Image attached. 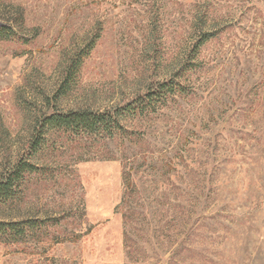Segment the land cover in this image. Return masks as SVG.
I'll return each instance as SVG.
<instances>
[{
    "label": "rangeland",
    "instance_id": "rangeland-1",
    "mask_svg": "<svg viewBox=\"0 0 264 264\" xmlns=\"http://www.w3.org/2000/svg\"><path fill=\"white\" fill-rule=\"evenodd\" d=\"M86 110L120 130H41ZM18 163L0 264H264V0H0V180Z\"/></svg>",
    "mask_w": 264,
    "mask_h": 264
},
{
    "label": "trees",
    "instance_id": "trees-1",
    "mask_svg": "<svg viewBox=\"0 0 264 264\" xmlns=\"http://www.w3.org/2000/svg\"><path fill=\"white\" fill-rule=\"evenodd\" d=\"M175 87V85L170 83H163L154 85V87L149 91L148 97L144 98L142 101L139 99L134 101L131 104L124 106L122 109H119L122 116L129 115L133 113L139 112V109H142L144 105H150L152 100H155L157 96L164 94L167 89H171ZM110 114L109 112L102 114H93L90 111H71L68 114H58L52 113L49 116L44 115L42 121L40 123L41 130L46 128V130L51 129H64L67 132L74 133H87V132H97V131H118L121 128L119 121V113ZM42 134L37 135L33 140H30L28 150L35 151L38 150L39 144L41 143ZM25 171V166L21 163L17 164L14 173L16 177L12 174L13 171L9 172L7 175H3L0 180V199L2 197L7 196V194L11 190V186L18 177L17 175L22 174ZM29 222L23 223H3L0 222V230H7L8 232L19 233L20 231H24V227ZM41 223V222H40ZM39 226V223H35Z\"/></svg>",
    "mask_w": 264,
    "mask_h": 264
}]
</instances>
